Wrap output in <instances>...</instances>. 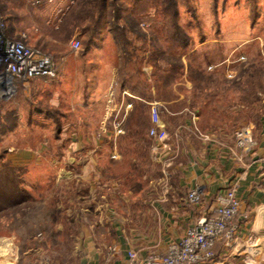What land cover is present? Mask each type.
<instances>
[{"label": "rangeland", "instance_id": "1", "mask_svg": "<svg viewBox=\"0 0 264 264\" xmlns=\"http://www.w3.org/2000/svg\"><path fill=\"white\" fill-rule=\"evenodd\" d=\"M82 2L71 7L66 14L65 25L56 35L60 43L58 48L67 44V52L60 56L72 63L84 60L85 44L80 40V50L76 53L71 51L75 23L84 19L87 24L92 23V18L85 17H91L94 0ZM175 2L180 24L191 39L189 51L182 59L185 65L190 61L194 66H200L201 72L194 70L189 76L185 69L183 77L173 86V92L182 95V100L189 105L194 104L191 91L193 83L196 84L198 75H201L202 87L207 86L198 93L216 95L201 108L200 114L205 120L215 118L212 124L220 128L222 144L236 153L241 140L238 133L242 130L249 131L253 142L261 140L264 135L260 130L264 123V0ZM113 9L108 8L110 16L119 10L121 15H125L120 18H130L129 0H117ZM147 13L149 15L142 19L139 27L147 36L156 37L162 16L153 8ZM1 17V21L6 23ZM120 18L116 22L114 20V25L123 26ZM148 43L147 40L145 49L141 50L146 58L150 51ZM157 45L165 47L163 42H157ZM41 52L52 59L59 56ZM123 53H117L122 61L117 54L100 51L88 54L87 59L94 64H104L112 58H118L120 63L124 60L125 69L129 71L128 82L135 84L138 82L135 76L136 55L129 58ZM93 69L97 72L99 66ZM150 74L147 82L153 86ZM236 79L244 82V92L229 87ZM19 90L12 97L0 96V264H80L86 238L100 234L108 239L114 235L110 233L111 227L120 228L121 233L122 229L126 231L129 228L131 231H126L127 234L134 235L140 229V220L147 221L151 227L156 225L150 207L156 200L163 199L161 193L143 192L148 182L137 174V165L129 164V160L149 157L152 152L159 157V153L153 151L158 142L154 137H145L140 132L137 135L141 139L139 145L123 142L125 147L120 150L111 149L108 145L94 153L88 145L59 148L58 138L54 139L42 128V118L27 116L26 102L18 99ZM141 95L145 97L147 93L141 92ZM115 96L112 92L110 100ZM108 107L112 108V105ZM212 109L214 113L209 114ZM133 128L137 130V125ZM143 145L146 149L140 150ZM90 156L99 157L98 162L91 164ZM118 157H123V160L115 166L109 164L110 158ZM142 167H147L148 172L153 168ZM150 175L154 177V173Z\"/></svg>", "mask_w": 264, "mask_h": 264}, {"label": "crops", "instance_id": "2", "mask_svg": "<svg viewBox=\"0 0 264 264\" xmlns=\"http://www.w3.org/2000/svg\"><path fill=\"white\" fill-rule=\"evenodd\" d=\"M48 1L0 0V17L6 20L8 37L60 56L67 52V44L58 48L57 31L65 25L71 7L84 0ZM59 13L62 14L56 19ZM99 19L97 32L91 37V24H87L86 19L73 27V37L85 44L82 62L72 63L65 57L55 56L53 60L58 70L55 78L16 82L18 90L20 88L18 99L27 104V116L42 118V128L54 139L58 138L59 148L88 145L94 153L105 145L119 150L125 147L123 142L139 145L141 139L131 133L143 132L148 137L152 126L150 107L160 105L159 120L166 138L161 142L154 138L158 142L153 151H157L159 157L152 152L149 157L129 160V164L137 165L140 178L148 182L143 192L161 193L163 199L156 200L150 207L156 225L151 227L147 221L140 220L142 224L134 235L127 234L126 231H131L129 228L122 229L121 233L120 228L111 227L108 232L114 235L108 239L100 234L86 238L80 264H128L130 251L139 259L150 253L164 254L167 246L178 242L188 227L211 214L215 197L232 185L236 186L240 201L238 232L229 244L218 242L214 246L213 259L204 264H264V135L261 140L252 141L251 145L240 147L234 153L222 144L220 128L212 124L215 118L205 120L188 106L175 109L174 105L181 104L183 99L177 92L169 103L160 101L155 96V88L147 82L152 67L146 63L145 53L141 54V44L136 43L139 40L133 39L131 45L124 47L113 34L115 25L109 10L106 9ZM139 31L143 32L142 28L139 27ZM127 36L132 37L131 33ZM97 51L105 54L126 51L131 52L132 57L138 56L141 61L138 62L136 56L134 60L138 63L135 67L138 82H128L129 71L125 69L124 60L123 63L118 61V58L122 61L118 54L117 59L112 58L104 64H94L87 59L88 54ZM98 66L96 72L93 67L97 69ZM112 92L116 96L110 100ZM141 92L147 96H142ZM137 105L142 109L143 125L136 130L130 121ZM260 128L264 134V123ZM140 149L146 148L143 145ZM90 157L91 164L98 162L99 157ZM110 159L109 164L115 166L123 157ZM145 165L153 167L150 172L142 167ZM195 189L202 192V197L194 205L186 196Z\"/></svg>", "mask_w": 264, "mask_h": 264}, {"label": "built area", "instance_id": "3", "mask_svg": "<svg viewBox=\"0 0 264 264\" xmlns=\"http://www.w3.org/2000/svg\"><path fill=\"white\" fill-rule=\"evenodd\" d=\"M52 2V0H49ZM39 3V2H37ZM1 18V17H0ZM2 19V18H1ZM0 19V96L12 97L17 92L16 82L21 84L35 78L56 77V64L52 57L36 48L26 46L22 41L12 40L7 36L6 23ZM79 39L71 42V51L80 50ZM151 128L148 135L159 142L166 138L160 125L159 108H150ZM240 147L252 144L250 134L246 131L238 133ZM199 189L188 192L186 199L191 204L200 202ZM240 213V201L236 196V186L232 185L217 195L213 202L211 214L200 218L188 227L181 239L167 246L164 254L150 253L139 259L134 251L127 254L128 264H204L214 257V246L224 241L232 242L238 232L237 218Z\"/></svg>", "mask_w": 264, "mask_h": 264}, {"label": "trees", "instance_id": "4", "mask_svg": "<svg viewBox=\"0 0 264 264\" xmlns=\"http://www.w3.org/2000/svg\"><path fill=\"white\" fill-rule=\"evenodd\" d=\"M116 1L117 0H94L93 6H91L93 12L91 14L92 23L89 30L90 37L97 32L96 30L99 25V18L101 17V14L108 8L113 9ZM129 4L131 6L130 18L123 19V26L116 24L113 28V34L124 47L131 45L133 39L140 40V49L142 51L145 49L148 40L150 51L148 52L146 63L153 69L150 74V80L153 82L152 85L155 88L158 99L164 103H169L172 101V98L175 97L173 86L176 81L183 77L185 69L187 70L189 76L192 75L194 70L201 72L200 66H194L190 61H188L185 65L182 59L189 51L191 39L187 36L185 27L180 24L178 8L175 0H129ZM150 8H153L156 14L160 12V15L162 16L161 27L158 30L159 35L156 37L147 36L144 32L139 31V23L142 19L147 18L146 16L149 15L147 10ZM113 13H115L113 15L114 18L112 16L110 17L113 21L115 20V22L122 17L121 11L119 10L117 12L114 11ZM129 33L134 35V38L128 37L127 35ZM157 42H163L165 47L159 48ZM123 54H128L129 58L132 55L131 52L126 51H124ZM200 78L201 75H198L199 81L196 84L193 83V92L191 91L194 104L189 105L186 100H182L181 104L174 105L175 109L188 106L189 109L196 110L201 113V108L205 107L210 102V99L216 95L208 94L206 92L204 95L198 93L199 91H203L201 88L205 89L207 86L204 85L202 87V79ZM243 83L244 82H238L236 79V81H234V83H232L229 87H233V89L237 91L244 92L246 88L242 87ZM148 84L151 85L150 83ZM252 94L255 95V92H252ZM255 100L260 101V98L255 97ZM134 109L130 124L134 127L137 125V128H139L143 125L141 116L142 109L139 105L134 107ZM212 113H214V109L209 110V114ZM138 134L139 133L137 132L131 133V135L135 136Z\"/></svg>", "mask_w": 264, "mask_h": 264}]
</instances>
